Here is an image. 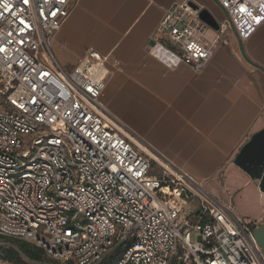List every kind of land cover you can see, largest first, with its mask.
<instances>
[{
  "label": "built area",
  "instance_id": "1",
  "mask_svg": "<svg viewBox=\"0 0 264 264\" xmlns=\"http://www.w3.org/2000/svg\"><path fill=\"white\" fill-rule=\"evenodd\" d=\"M77 1L0 0V238L60 264H264L252 222L198 195L101 102L106 57L58 63L51 44ZM214 1L240 41L264 23V0ZM198 14L186 0L166 10L149 55L199 72L224 28L207 42Z\"/></svg>",
  "mask_w": 264,
  "mask_h": 264
},
{
  "label": "crops",
  "instance_id": "2",
  "mask_svg": "<svg viewBox=\"0 0 264 264\" xmlns=\"http://www.w3.org/2000/svg\"><path fill=\"white\" fill-rule=\"evenodd\" d=\"M183 1L78 0L54 37L53 55L68 70L88 51L107 57L105 107L163 163L189 177L198 195L260 225L264 195L233 161L264 128V23L240 41L214 0H186L207 10L224 33L199 72L183 64L167 68L148 47L161 38L165 11ZM217 29L206 27L204 39Z\"/></svg>",
  "mask_w": 264,
  "mask_h": 264
},
{
  "label": "water",
  "instance_id": "3",
  "mask_svg": "<svg viewBox=\"0 0 264 264\" xmlns=\"http://www.w3.org/2000/svg\"><path fill=\"white\" fill-rule=\"evenodd\" d=\"M198 10V7L190 3ZM202 23L210 28L217 29V23L207 10H200L198 14ZM233 164L257 184L258 191L264 195V128L253 134L236 155ZM252 238L264 257V222L256 226L251 232Z\"/></svg>",
  "mask_w": 264,
  "mask_h": 264
},
{
  "label": "rangeland",
  "instance_id": "4",
  "mask_svg": "<svg viewBox=\"0 0 264 264\" xmlns=\"http://www.w3.org/2000/svg\"><path fill=\"white\" fill-rule=\"evenodd\" d=\"M106 65L108 67V61H106ZM110 72L111 71L108 68V76H107V79L109 78ZM107 79H106V81H107ZM2 109H3V105L0 103V110H2ZM149 174L152 175V176H155L157 178H161L162 177V171H161L160 167L155 162H153V161H150V171H149ZM198 205H199L198 204V200L197 199H194L193 202L192 203H189L188 206H184V210L185 211H188V210H196L198 208ZM253 224L256 227V226H258L259 223L254 222ZM189 239H190V242L191 243H195L196 242V236H195V234L194 233L190 234ZM19 243H22V241L0 238V249L3 250V249H7V248H12V249L17 250V246H18ZM26 244H28L29 246H32L29 243H26ZM42 258H43L42 261L35 262V261H30V260H28V259H26V258L23 257V259L27 262V264H60V263H57V262L53 261L49 257H47L44 253L42 254ZM0 260L2 262H4L5 264H8L6 261L2 260L1 257H0ZM174 264H178V263H174Z\"/></svg>",
  "mask_w": 264,
  "mask_h": 264
},
{
  "label": "trees",
  "instance_id": "5",
  "mask_svg": "<svg viewBox=\"0 0 264 264\" xmlns=\"http://www.w3.org/2000/svg\"><path fill=\"white\" fill-rule=\"evenodd\" d=\"M42 254V250L34 246H29L24 242L18 244L17 250L12 248L0 249L1 259L8 264H27L23 257L30 261L40 262L43 260ZM111 262L112 257L105 260L102 264H111Z\"/></svg>",
  "mask_w": 264,
  "mask_h": 264
},
{
  "label": "bare ground",
  "instance_id": "6",
  "mask_svg": "<svg viewBox=\"0 0 264 264\" xmlns=\"http://www.w3.org/2000/svg\"><path fill=\"white\" fill-rule=\"evenodd\" d=\"M104 71L102 69L98 70V77H101L103 75Z\"/></svg>",
  "mask_w": 264,
  "mask_h": 264
}]
</instances>
